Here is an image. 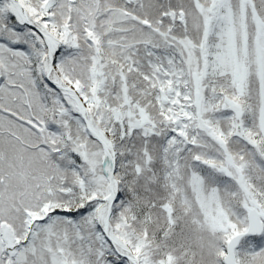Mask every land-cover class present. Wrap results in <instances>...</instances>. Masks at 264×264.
I'll return each instance as SVG.
<instances>
[{"label": "snow or ice", "instance_id": "snow-or-ice-1", "mask_svg": "<svg viewBox=\"0 0 264 264\" xmlns=\"http://www.w3.org/2000/svg\"><path fill=\"white\" fill-rule=\"evenodd\" d=\"M0 264H264V0H0Z\"/></svg>", "mask_w": 264, "mask_h": 264}]
</instances>
